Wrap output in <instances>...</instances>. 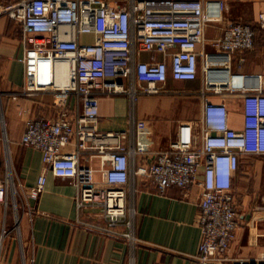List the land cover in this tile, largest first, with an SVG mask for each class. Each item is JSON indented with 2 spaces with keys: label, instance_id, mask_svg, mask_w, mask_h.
Segmentation results:
<instances>
[{
  "label": "built area",
  "instance_id": "built-area-1",
  "mask_svg": "<svg viewBox=\"0 0 264 264\" xmlns=\"http://www.w3.org/2000/svg\"><path fill=\"white\" fill-rule=\"evenodd\" d=\"M223 8L222 2L206 0H9L1 5L0 16L20 25L26 44L24 86L9 95L11 100L50 93L59 113L26 122L21 145L41 152L43 163L42 174L29 189L14 181L5 132L0 135L8 172L0 179V205L7 210L10 196L16 205L19 190L25 209L43 192L50 171L72 180L79 210H102L105 227L85 226L130 240L128 233L117 230L121 225L131 229L125 220L130 180L146 179L159 192L199 186L197 264H264V249L254 259L228 256L239 227L234 175L242 157H264V76L231 72L233 55L255 47V30L248 24H228L212 43V53L199 51L207 26L221 20ZM258 25L264 31V13ZM144 53L149 61L140 60ZM201 58L213 80L205 91L242 100V130L230 128L224 102L207 99L201 118L179 124L162 151L153 152L144 143L126 144L127 131L99 130V96L126 95L134 102L139 96L160 95L169 76L196 80ZM70 97L78 106H69ZM85 153L99 160L98 169L83 164ZM22 264L30 262L23 257Z\"/></svg>",
  "mask_w": 264,
  "mask_h": 264
},
{
  "label": "crops",
  "instance_id": "crops-1",
  "mask_svg": "<svg viewBox=\"0 0 264 264\" xmlns=\"http://www.w3.org/2000/svg\"><path fill=\"white\" fill-rule=\"evenodd\" d=\"M8 1L0 0V6ZM206 1L222 2L224 8L221 20L207 26L206 43L203 48L199 47V51L204 49L205 53H212V43L222 36L228 24H248L256 31L255 47L251 51L233 55L231 72L264 76V31L258 25V16L264 13V0ZM25 48L20 25L11 18L0 16V102L5 105V110L0 105V135L5 132L8 136V159L14 171V181L29 189L42 174L43 163L41 152L21 145L26 122L29 119L56 118L59 108L53 105L50 93L32 100H11L9 95L21 91L24 86V65L21 60ZM155 58L162 60L159 54ZM140 60L149 61L150 55L141 54ZM240 60L243 62L240 63ZM203 66L204 60L201 58L194 81H175L169 76L160 99L141 96L133 102L126 95L99 96V130L127 131L129 140L126 144L138 145L148 143L147 131L154 129L151 151L165 150L175 138L179 124L186 122L185 116L172 115L174 101L182 96L198 98L200 107L197 114L200 116L197 120L202 116L206 99L214 103L224 102L230 110V128L242 130V100L223 99L207 93L209 78ZM203 93L207 94L204 96ZM68 104L73 108L78 102L70 97ZM157 119L164 121L159 125ZM3 147H0L2 180L5 179L2 166L6 169ZM89 156L88 153L82 155L83 164L98 169L99 160ZM45 176L43 192L23 209L19 237L14 235L9 225L8 232L4 231L2 235L7 217L4 218L5 208L0 205V264H22L23 257L30 264H197L201 241V230L197 224L201 194L199 186L189 190L170 187L159 192L146 179L130 180L125 220L130 221L131 229L124 225L117 228L131 236L128 240L85 226L105 227L102 210L98 207L79 210L76 204L77 188L72 180L55 177L50 171H46ZM97 178H100V174H97ZM233 193L239 213V227L228 256L254 259L264 249V157L241 158L239 170L233 178ZM3 236L6 238L2 239Z\"/></svg>",
  "mask_w": 264,
  "mask_h": 264
},
{
  "label": "rangeland",
  "instance_id": "rangeland-1",
  "mask_svg": "<svg viewBox=\"0 0 264 264\" xmlns=\"http://www.w3.org/2000/svg\"><path fill=\"white\" fill-rule=\"evenodd\" d=\"M208 45H209V43H207V47H208ZM206 49L208 50L210 48H206ZM163 94H164V92L161 93L160 95H157V96H144V97H149L152 99H158V98L160 99V98H162ZM139 97H141V96H139ZM174 102H175V105H173V107H172V110H173L172 115L173 116H185L186 122H192V121L197 120L199 118L200 115L197 114V111H199L200 105H199L197 97H183L182 96L181 98L176 99ZM0 103H1L0 104L1 107H3V110H5L4 103L3 104H2V102H0ZM156 121L159 125H161V121H164V120L157 119ZM162 127H163V125H162ZM154 131H155L154 129L153 130L148 129V131H147V133L149 134V137L147 139L148 143H146V145L149 148H151L154 145V143H153ZM8 143H9L8 136H6L4 144H8ZM10 167H11V173H12V175H14V171H12L13 170L12 165ZM2 171H4L3 173H4V176L6 177L8 172H7V169L4 168V166H2ZM11 193H12V191H11ZM20 196H21V193L18 190L16 193V205H14L12 197L10 196L8 209L3 210V216H4V218L7 217V223L5 225L6 226L5 230L4 229L2 230V235H4V233L8 232V225H9V227L11 229H13L12 231L14 232V235L19 237L18 228H19V223L21 221V216L23 213V209L21 208ZM8 220H10V222H9L10 224H8ZM3 226H4V224H3ZM4 238H6V236L2 237V239H4Z\"/></svg>",
  "mask_w": 264,
  "mask_h": 264
},
{
  "label": "bare ground",
  "instance_id": "bare-ground-1",
  "mask_svg": "<svg viewBox=\"0 0 264 264\" xmlns=\"http://www.w3.org/2000/svg\"><path fill=\"white\" fill-rule=\"evenodd\" d=\"M210 66L213 67L212 63H211ZM209 73H210V72H209ZM210 81H211V77H210V74H209V83H210Z\"/></svg>",
  "mask_w": 264,
  "mask_h": 264
},
{
  "label": "trees",
  "instance_id": "trees-1",
  "mask_svg": "<svg viewBox=\"0 0 264 264\" xmlns=\"http://www.w3.org/2000/svg\"><path fill=\"white\" fill-rule=\"evenodd\" d=\"M261 31H263V30H261ZM255 33H256V31H255Z\"/></svg>",
  "mask_w": 264,
  "mask_h": 264
}]
</instances>
